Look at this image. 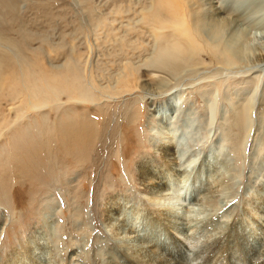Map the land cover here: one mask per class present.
I'll return each mask as SVG.
<instances>
[{"label": "rangeland", "instance_id": "rangeland-1", "mask_svg": "<svg viewBox=\"0 0 264 264\" xmlns=\"http://www.w3.org/2000/svg\"><path fill=\"white\" fill-rule=\"evenodd\" d=\"M161 132L209 187L196 231L184 220L194 262L241 225L254 257L264 0H0V264H124L105 210L157 212L139 167L162 176Z\"/></svg>", "mask_w": 264, "mask_h": 264}, {"label": "bare ground", "instance_id": "bare-ground-1", "mask_svg": "<svg viewBox=\"0 0 264 264\" xmlns=\"http://www.w3.org/2000/svg\"><path fill=\"white\" fill-rule=\"evenodd\" d=\"M224 17L225 16H223V18ZM217 22L221 24V21ZM222 26L224 25L222 24L221 27ZM211 28L213 27L211 26ZM215 28L218 29L217 27ZM245 46L246 48L248 47L246 44ZM174 103L175 97H173V101L166 102L165 106L160 108L159 112L165 113L169 107L173 108ZM171 114L172 111L165 115L171 117ZM160 130L162 129L160 128ZM158 136L160 139L158 149L160 150L164 162V168L161 172L162 176H158V173L154 172L150 166L139 167L141 172V184L148 192V200L156 205L157 212L151 211L148 214L145 213L144 215H140L141 212H134L132 209H127L124 206V208L120 207L116 201H114V203L113 201L109 202L110 204H108L107 207L108 210H105L107 211L106 219H108V226L110 228L113 227V234H111L112 236L114 235L118 248L121 247L122 256L127 257L122 259L125 262L123 263L136 264L140 257L141 260L139 264H141L143 261L147 262L151 257V259H156L155 264H162L164 257L167 258V264H264V240L263 244L260 243L262 245L261 248H259L258 255L256 254L257 256L251 257L253 251L247 248L248 242L251 241L252 237L255 238L258 233L246 231L247 225L238 227L233 226V230H229L230 232L228 234L229 244L219 241L221 244L216 246L217 254L213 258L209 259L205 257V260H201L202 262H194L200 258L201 250L190 248L191 244L190 242L187 244L188 241L186 242L185 238L190 240L189 237H191L192 234L188 237L184 230L186 228L185 225L188 224L186 230L190 231V233L195 232V228L197 227L196 223L204 219V213H198L200 210L196 213L195 211L199 209V206L202 205L201 203L203 202L199 203L197 201L201 197L203 199L206 192L209 191V187L207 185L201 186V182L197 184L199 176L196 175V171L194 170L195 164H193L191 159V161L187 163L180 162L184 152L180 151V153L177 151L175 145L181 144L184 136L181 133L175 136L174 132H161V134L158 133ZM213 153L214 150L211 151L209 156L211 157ZM204 160L200 163L199 167L204 166ZM205 168H207V166ZM199 174L201 175L203 172L200 171ZM185 200L189 201L188 205H185V203L182 204V201L184 202ZM254 200H256L254 206H251V202L250 206H248L249 204L245 205L243 211L244 214L247 215H244V217L242 215V218H244L243 221H246L247 217H249L251 221L256 222V226H258L261 222L264 223V201L262 202L258 199ZM254 207L255 209H251ZM181 209H183L184 213H187L188 217L186 216L183 218ZM200 214L203 215V218ZM193 218H196V220L192 223ZM184 220L187 222L186 224ZM207 223L208 222L205 224ZM259 235L264 238L263 225L260 228ZM241 236L246 241L245 243L240 244L238 242V239L242 238ZM210 238L208 237V240ZM194 239L196 241H201L200 237H193V240ZM210 244L214 245L212 242ZM205 248H207V246ZM119 251L118 254L120 253ZM197 253L199 254L198 256Z\"/></svg>", "mask_w": 264, "mask_h": 264}]
</instances>
